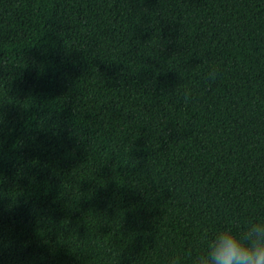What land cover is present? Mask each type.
I'll return each mask as SVG.
<instances>
[{
    "label": "trees",
    "instance_id": "obj_1",
    "mask_svg": "<svg viewBox=\"0 0 264 264\" xmlns=\"http://www.w3.org/2000/svg\"><path fill=\"white\" fill-rule=\"evenodd\" d=\"M248 221L264 0H0V264H194Z\"/></svg>",
    "mask_w": 264,
    "mask_h": 264
},
{
    "label": "clouds",
    "instance_id": "obj_2",
    "mask_svg": "<svg viewBox=\"0 0 264 264\" xmlns=\"http://www.w3.org/2000/svg\"><path fill=\"white\" fill-rule=\"evenodd\" d=\"M208 78L215 81L217 72ZM206 250L197 255L194 264H264V221H248L237 232L231 225L218 231L211 239L203 237ZM170 264H182L179 256Z\"/></svg>",
    "mask_w": 264,
    "mask_h": 264
}]
</instances>
